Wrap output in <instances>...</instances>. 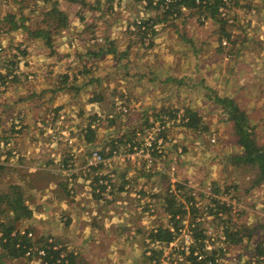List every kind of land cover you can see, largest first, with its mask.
<instances>
[{
    "label": "rangeland",
    "instance_id": "374dc122",
    "mask_svg": "<svg viewBox=\"0 0 264 264\" xmlns=\"http://www.w3.org/2000/svg\"><path fill=\"white\" fill-rule=\"evenodd\" d=\"M44 1L0 0V14L13 10L18 17H23L25 24L36 28L42 17L41 12L49 6ZM92 1L94 0L90 2ZM233 2L235 3L228 13L227 26L231 36L223 45L221 39L223 47L217 43V25L209 20L202 25L195 18L186 24L181 23V18L177 19L176 29L167 23L164 25L159 22L156 24V32L146 46L140 45L138 35L128 32L125 27L128 20L144 17L141 14L134 16L136 14L134 5L123 9L112 8V11H109L106 5H100L104 9L101 13L86 8L92 11L90 16L86 10L83 11L85 20L95 22L96 28H93L95 35L98 34L102 38L108 36L113 40L116 51L125 54L119 56L120 60L113 54H101L99 58L93 60L86 55L89 49L90 51L94 49L88 43L90 33H83V25H80L82 21L77 15L71 22V29L63 36L64 39L59 36L55 38L53 44L55 54L40 41H28L23 31L17 30L0 35L2 47L0 67L4 62L9 64V61H18L16 70L12 69L19 76L18 81L11 82V85H8L10 83L8 81L2 84L0 102H32L33 105L35 102H52L40 109L33 107L29 114L31 123L13 129V132L19 135V141L5 140L3 132L9 129L6 119L18 116L20 112L17 110L6 112L8 115L0 119L2 122L0 189L9 183L24 179L37 187L35 192L30 188H24L26 198H29L27 203L33 210L34 217L23 219L20 228L25 230L30 228L34 238L43 235L52 240H55L56 233L46 231L47 225L56 226L60 232H65L66 221H58L60 211H56L57 208L54 210L59 195L53 193L59 190L58 187L41 188L57 178L52 171L57 169L59 161L56 169L46 171L44 167L49 168L45 164L48 161L46 153L54 155L56 151L59 152L60 167L62 159L69 153L68 150L75 152L76 147L80 146L85 154L87 150L91 153L95 149H100L97 145L106 144L112 137H120L132 130H136L137 135L140 134L139 139L141 137L140 146L136 147L146 150L143 139L147 131H152L151 126H155L151 121L172 111L175 117L163 122V136L156 145L158 149L151 155L150 163L140 155L134 156V160L124 156L122 158L105 156L108 158L105 162L108 170L119 172L116 182L123 179L120 178L121 175L119 176L120 169L124 168L122 170H125L127 175L128 171L134 169L137 181L142 184V188L137 187V190L141 189L144 192L138 194L137 191L136 200L127 203L121 196H117L121 202L112 209L116 210L120 205H124L113 215L118 220L115 223L108 222L107 216L100 210L97 211L95 217H99L98 221L95 225L91 224V227L94 226L93 229L97 230L96 234L100 237L96 234L90 238L85 236L84 238L88 237L89 241L95 242L94 247L86 245L89 248L83 249L85 244H82L83 251L81 249L77 258L82 264H190L189 261L182 260L180 251L183 250L181 246L192 243L189 231L191 213L186 215L182 226H179L177 238L167 246L148 243L147 233L158 226L172 229V222L162 209L163 199L156 198L155 193L173 191L181 199L183 191L192 189L196 198L194 207L206 233L204 252L217 254L219 257L217 264H243L248 259L254 260L257 243L262 242L264 246V226H261V223H264V185L249 189L254 169L233 163L232 156L240 155L242 151L235 143L231 123L225 120L223 104L216 102L215 99L217 97L233 99L246 113L250 123L255 124L258 140L264 144V0H230L229 6ZM142 14H145V11ZM147 15L146 13L145 16ZM17 47L20 50L26 49L25 53L21 54ZM159 57L161 60H157ZM145 58H150L153 63L144 62L147 60ZM71 59L73 62L70 64ZM82 64L86 66L95 64V68L81 74L78 71L82 70ZM69 68L78 72L77 78L73 81V77H70L65 85L61 76ZM143 71L147 72L144 78L154 76V79L151 82L141 80L139 82V74ZM26 73L32 76L28 78ZM91 78L99 79V84L94 81L92 84L82 85ZM165 79H168L167 84L171 89L162 85ZM58 83L62 84L64 90H56ZM39 89L41 93H38ZM32 90L34 92L29 94ZM99 90L104 94L105 101L98 104L99 109L89 107L93 103H88L87 98ZM78 105L79 107H76ZM187 107L197 111L202 124L207 126L208 130L190 131L181 125L180 117ZM61 112L65 114L67 120L72 116L75 125L68 128L69 122H65L64 119L62 122L50 120ZM109 117L114 118L112 123L108 121ZM33 121H36V124ZM90 121V124L96 127L94 140L88 142L86 148L80 141V143L68 141L72 147L58 143L56 131L58 136L76 137L80 124H88ZM145 121L151 124L150 127H146ZM42 126L48 130L38 131L37 128ZM159 131H152L149 135L155 137ZM39 133L43 134L40 138L42 140L37 136ZM45 138L50 140L47 142ZM18 142H23L21 148ZM35 154L39 156L32 157ZM67 158L70 159L65 165L69 164L70 168L72 157ZM21 160L31 166L32 171L27 175L22 173V167L17 166ZM137 161L139 165H136ZM6 163H13L14 166L9 167ZM79 165L76 163L75 170L85 172L92 166L89 163L82 167ZM134 165L136 166L133 167ZM7 168H12L13 172H9ZM70 172L65 170L60 175L63 180L71 182L68 184L69 187L60 190L67 196L70 195L67 188L73 187L72 179L74 184L76 182ZM94 173L102 175L96 171ZM80 177L83 179L84 176ZM177 184L182 185V190L178 191ZM93 185L95 191V184ZM214 188L217 191H213ZM115 191L117 192L114 188L111 199L100 196L103 200L114 201ZM198 192H202L204 196L200 198ZM213 197L229 206L227 214L219 213L224 220H229L227 224H231L232 221L237 226L238 224L246 226L251 231V237H245V240L237 245L226 243L222 233L224 223L219 218L214 219L208 215V208L212 206L210 199ZM68 202L71 203V200L68 199ZM51 203L53 204L50 205ZM104 204L108 205L106 202ZM111 223L119 224V227H115L117 230L115 238L107 234L109 228L113 229ZM86 226L87 224H82L81 229ZM102 227L106 228V231L101 230ZM112 239L119 244L118 247L117 245L114 247L116 250L113 249L111 252L107 242ZM151 249L162 250L163 253L158 260L150 258ZM32 258L29 260L28 257H24L10 264H42L37 256Z\"/></svg>",
    "mask_w": 264,
    "mask_h": 264
},
{
    "label": "trees",
    "instance_id": "16d2710c",
    "mask_svg": "<svg viewBox=\"0 0 264 264\" xmlns=\"http://www.w3.org/2000/svg\"><path fill=\"white\" fill-rule=\"evenodd\" d=\"M50 2L41 12V20L36 28H31L25 24L22 16H17L16 12L13 10L6 11L0 14V35L7 34L12 31H23L25 32L26 39L40 41L43 45L48 47L52 52L54 49L55 38L60 36L63 31L69 29L70 27V18L68 12L59 7L57 0H46ZM78 1V0H75ZM110 0H106L108 3ZM143 4L144 10L148 11V15L144 16L141 19V24L135 26V30H129L131 33L138 35V41L140 45H145L149 42L150 37L156 32L154 25L159 22L164 25L167 23L168 26L173 27L174 29L178 28V25L175 23L177 19L181 18V23L186 24L191 19L195 18L199 24H204L206 21L213 22L217 25L218 39L217 43L221 45L222 40L230 39V32L227 29L229 21V11L234 7V3L229 6L228 2L230 0H134ZM81 3V9L78 13H81L85 8L93 9V6H90L85 0H79ZM232 2V1H231ZM230 2V4H231ZM100 5H96V9H99ZM19 7V6H18ZM111 7L108 5L107 9ZM184 8V9H182ZM21 9V7H19ZM103 12V11H102ZM105 14V13H104ZM82 19V18H81ZM94 26H87L85 28V33L89 32L90 36L87 38L89 40V45L94 49L88 50L86 55L89 56L91 60L94 58H99L102 54H113L117 60H120V52L116 51L113 40H110L108 36H104L101 41H93L92 39L97 38L99 35L94 33ZM95 35V36H94ZM90 38V39H89ZM149 38V39H148ZM21 54L25 53L26 49L20 50L17 47ZM2 47L0 46V52ZM51 52V53H52ZM56 53V52H55ZM53 52V54H55ZM125 55V54H122ZM18 61H9V64H1L0 67V84L5 82H16L18 76L13 72V66L17 65ZM82 70L78 72L81 74L88 73L91 69L95 68V64L86 66L82 64ZM11 75V78L8 76ZM77 74H73L72 80L75 81ZM69 75L63 73L61 78L63 82H69ZM98 83L99 79L91 78L82 85H86L92 82ZM99 84V83H98ZM67 88V86H66ZM59 89H64L62 86ZM104 94L102 91H95L90 97L87 98V102H104ZM111 101V100H109ZM216 102L223 104L224 109L223 115L225 114V120L231 123V129L233 136L235 137V143L241 148V154L232 156L233 163H240L246 165V167L251 170L254 169V176L250 178L251 186L249 189L256 188L261 184L264 185V144L259 142L257 134L255 132V124L250 123V120L247 118L246 113L241 110L233 99L224 97H217ZM163 111V110H162ZM164 112V111H163ZM166 115V114H165ZM169 118L175 117V114L172 111L167 113ZM114 118L109 117L108 121L112 123ZM181 125L190 130V131H206L208 130L207 126L202 124L200 116L196 110H191V108H184L183 113L180 117ZM146 127H150V123L145 121ZM88 131L86 132V139L89 135H93V131L89 126L86 127ZM163 129L155 137L153 141V146L157 144L158 136L162 137ZM138 135H140L138 133ZM138 135L136 130H132L128 133L122 134L120 137L111 138L110 141H107L106 144H103L102 147L98 150L102 156H108L112 150L125 149L127 152H132L134 146H140ZM122 144V147H121ZM155 149L151 152L155 153ZM1 168V167H0ZM104 176H96L95 181L98 178ZM122 190L124 183V175L120 176ZM178 191L182 190V185L177 184ZM232 188H235L232 186ZM141 193L144 190H140ZM217 191V189H213ZM155 193L154 196L157 198L163 199L162 209L169 217L172 222V229L169 227L158 226L150 229L147 233V242L148 243H157L160 245L165 244V246L171 244L179 234V226H182L181 223L184 222V218L187 214L191 213V218L189 221L190 239L191 244H189L188 251H180L182 255V260L189 261L190 264H217L218 255L213 253H205L203 248H205V239L206 233L205 229L202 227L201 218L197 215V209H195L194 204L196 203V198L193 194L192 189L182 192V198L180 199L176 193L173 191L169 192L165 190L162 194ZM199 197L202 198L204 194L198 192ZM210 203L212 206L208 208V215L212 216L214 219L219 218L223 227V236L227 244H239L245 240V237H251V231L244 225H236L231 221V224H227L229 220H224L223 216L219 213L227 214L229 212V206L225 202H221L216 198H211ZM253 205V204H252ZM256 207V206H255ZM264 207V202H263ZM33 216V210L28 206L26 202V195L22 186L19 184L9 183L5 188L0 189V264H10L12 261H18L21 258H24L25 252L33 244L41 245L46 249V256L42 258H37L39 262L44 264H82V262L77 258V255L72 252H67L66 247L59 244L57 241L52 240L51 244L47 242V236H38L34 238L27 237L26 234L19 233V226L23 219H28ZM234 225H236L234 227ZM261 226H264V223H261ZM32 231L30 228H26V232ZM52 239V238H50ZM146 242V243H147ZM53 245H59L57 249H53ZM255 256L254 260H246L243 264H264V246L262 242H258L255 247ZM195 252L203 254L201 260H197ZM162 250L151 249L150 258L154 257L158 260L159 256L162 255ZM33 256L28 257V259H33ZM20 264V263H19Z\"/></svg>",
    "mask_w": 264,
    "mask_h": 264
},
{
    "label": "crops",
    "instance_id": "0c3cea01",
    "mask_svg": "<svg viewBox=\"0 0 264 264\" xmlns=\"http://www.w3.org/2000/svg\"><path fill=\"white\" fill-rule=\"evenodd\" d=\"M57 1L59 3V7L61 9L65 10V11H67L68 15H69V18H70V27H69V29L63 31L62 34L59 36V38H63L64 39L63 36L66 35L68 33V30L71 29V22L75 18L76 15H77V18H79L82 21V22H80V25H83V29H84L83 31H85V28L87 26H94V28H96L95 22H91V21L88 22L87 20L84 19V16H83V11L84 10L81 13L77 14L79 9H81V7H80L81 3L79 2V0L78 1H75V0H57ZM90 1L91 0H85L86 3H88L90 6H93V7L96 6V5H104V6L105 5L106 6L109 5L111 7L109 11H112L111 10L112 8H114V9L115 8L116 9H123V8H128V6L132 7V5H134L135 6L134 10H135V13H136L134 16H139L140 14L145 16L146 13H148L146 10H144L142 3L136 2L134 0H110L108 3H106V0H94L92 2H90ZM44 2L50 4V2H47L46 0ZM102 7L99 6V9L93 8V10L95 9L96 11H99V13H101L104 10ZM87 9L85 8V10L88 12L89 16L92 15V11L87 10ZM143 11H145V14H142ZM120 25H122V24H120ZM123 25H124V23H123ZM125 25H126V23H125ZM83 33H85V32H83ZM151 57L152 56H150V58ZM150 58H145L147 60L144 61V62H148V64L149 63H153V61H151ZM157 60H161V57H159ZM72 62H73V60L71 59L70 60V64ZM148 64H142V65L143 66H147ZM177 69H179V68H177ZM173 70L174 69H172V71ZM147 71L150 72V70H147ZM63 73L68 74L72 78L73 73L77 74L78 72H75V70L73 68H69V69H66V71L63 72ZM146 73L147 72H144V71L140 72L139 80H138L139 82H140V80L141 81L151 82L154 79V76L149 77V78L148 77L144 78ZM169 73H171V72H169ZM16 75L18 76L17 73H16ZM26 76L28 78H30L32 76V74L26 73ZM70 77H69V79H70ZM167 80L168 79L163 80L162 81V85H166L167 89H171L170 87H168ZM9 82L10 83H8V85H11V81H9ZM159 85L157 87H159ZM61 87H62V84L58 83L57 84V89L56 88H54V89H56L57 91H60L61 89H59V88H61ZM173 89H175V88H173ZM62 90H64V89H62ZM32 92H34V91L32 90L30 93L29 92H26V93L31 94ZM38 93H41V89L38 90ZM29 94H28V96H29ZM51 103L52 102H35V104H34L35 106H34L32 104V102H0V119L4 118L6 115H8L6 112H9V111H12V110H17V112H20L19 114L17 113L18 116H12V117H8L7 116L8 118L6 119V123L8 124L9 129H7V131L3 132L4 136H5V140H12V141L13 140L14 141L18 140L19 141V139H20L18 137L19 135L14 133L13 129L15 127H18V126L31 123L32 119L29 118V114H30L31 109H33V107H35L37 109H40L43 105H50ZM76 103H79V102H76ZM91 103H93V104H90L89 107H92V108L93 107H97V109H99L98 104H100V102H98V103L91 102ZM80 105H82V102H81ZM73 107H74V105L71 108H73ZM76 107H79V105L76 106ZM85 107H86V105H85ZM82 109H84V108H82ZM19 110H22V111H19ZM58 116H59V114H58ZM58 116L57 117L54 116L53 119L50 118V120L51 121H56V122H62L63 120L58 118ZM70 119H72V120H70ZM8 120H9V122H8ZM64 120H65V122H69V124L67 126L68 128H69V126H73L76 123V122H73L74 118L72 116L68 120L66 118H64ZM36 121H33V123L36 124ZM90 123H91V121L88 122V124L81 123L80 124L81 126L79 127V134L76 135V137L58 136V131H56L55 135H56V138L58 140V143L61 142V143H64L65 146L68 145L69 147H72L68 143L69 139H71L72 141H76L77 143H80V142L83 143L84 147L86 148V146L88 145V142H91V140H94L93 139L94 138L93 135H94V131H95L94 129H95L96 126L93 125V124L91 125ZM0 124H2L1 120H0ZM42 125H43V123H42ZM87 126H89L91 128V130L93 131V135H89V137H88V138H92L90 140L86 139V132L88 131V129H86ZM37 130L38 131H40V130L46 131V130H48V128L45 127V126H42L40 128H37ZM37 136L40 139L43 136V134L39 133V135H37ZM6 137H11V138H6ZM40 140H42V139H40ZM49 140L50 139L45 138V141L48 142ZM17 144L21 148L23 142H18ZM30 144H32V143H30ZM102 145L99 144V145H97V147L101 148ZM71 151H73V152H70L68 150L69 153L67 154L66 157H64L62 159L60 167H59V164H60L61 160H59V158H58L60 156V153L57 152V151L55 152L54 155H51L53 153H49V152L46 153V155H47L46 158L48 159V161H46L45 164L48 165L49 168H45L44 167V169L46 171H52L53 169H56V164L59 161V164L57 165V169L54 170V171H60V172H62L61 174H63V172L65 170L71 171L70 175L75 178L76 182L74 184V179H72L73 180V187L67 188V189H69V194L70 195L67 196L65 194H62L60 190L64 189V187H66V186L69 187L68 184H71V182H68V180H63V178H60L61 174H58V173H56L54 171H52V172L54 173V175H56L57 178L52 180L46 186L41 187V188L48 187V189H51V188L55 189L56 187H58L59 190L58 191L56 190L53 193L56 196L59 195V198L55 202L56 205L54 207L55 208L54 210H56V208H57L56 211H60L59 212L60 216L58 218V221H62V220L66 221L65 222V232L64 233L60 232L61 231L60 229H56V226L50 227L49 225L46 226V228H45L46 231H50V232H53V233L55 232L57 239L56 238H54V239L59 244H61L62 246H65L66 250L68 252H72L73 254H75V255L77 254V256H79L80 255L79 252L82 249L81 248L82 244H85L83 249L84 248H89L86 245H90V247H94V243L95 242L94 241H89L88 239L97 233L96 232L97 230L93 229L94 226L91 227V224L95 225V223H97V221H98L99 217H95V215L98 213L97 211L100 210L101 213H104L107 216V218L109 219L108 222L110 221L112 223H115V221H118V220L115 217H113V215L116 214L117 211L121 210L120 206L124 205V204L120 205L116 209L117 211L114 210L115 209L114 207L119 205V203L121 202V200H119L117 198V196H121V198L123 199V201L125 203L130 202L132 200L135 201L136 200L135 193H137V191H138L137 187L138 188L139 187L142 188L141 187L142 184L137 181L138 178H137V174L134 171V169L131 172H129V171L127 172L128 175H130V176H128L126 174L125 170H122L124 168L120 169L119 176L120 175L121 176L124 175V180H125V181H123L124 186H123L122 190L119 189L120 186H121V180L116 182L117 174L119 172L116 173V172H111V170L109 171L107 166H106L107 164H95V166H90L89 167V171H87V172H85V170H80L79 168H78L79 170H75L76 169L75 168L76 167V163L78 165L81 164V165H79L81 167H82V165H84V166L87 165L88 160L90 159L91 153L88 152V150H87V152L85 154L84 150L81 149L80 146L76 147V151L75 152H74V150H71ZM1 155L2 154L0 152V156ZM25 155H27V154H25ZM38 156L39 155H37V154H35L34 156L32 155V157H38ZM67 157H72V159H71L72 166L70 168H69V166H70L69 164L65 165V163L68 162V159H70V158H67ZM137 162H139V161H137ZM137 162H136V165H139ZM6 164L9 167L14 166L13 163H6ZM17 164H19L17 166L23 168L22 173L24 175H27L30 171H32L31 170V166H29L26 161L21 160L20 163H17ZM136 165H134L133 167H135ZM12 168H7V170L9 172H13ZM38 169H42V168H38ZM114 169H117V167H114ZM114 169H112V170H114ZM95 171L97 173H102V176H110L111 174H112V176H114V180L113 181H115V188L117 190V192L115 191V194H114V197H113L114 201H112V200L111 201L110 200H107V201L103 200L102 197L100 196V194H98L97 192L94 191V185L93 184L95 182V177L99 176V175L94 173ZM80 176H84L83 179ZM126 177H128V178H126ZM129 177H131V178H129ZM22 179H23V176H22ZM126 180H128V181H126ZM14 183L21 184L23 190H24V188H30L33 192H35L36 188H37L36 185L31 184V182H29L27 179H24L22 181H15ZM144 187H146V186H144ZM140 190L138 191V194H141ZM24 194H25V190H24ZM32 194L34 195V193H32ZM28 199L29 198L27 197L26 198V202H28ZM68 199L71 200V203L68 202ZM104 202H106V204H108V205L106 206L104 204ZM52 204L53 203H51L50 205H52ZM50 205H48V206H50ZM28 206L30 207V205H28ZM112 208H114V209H112ZM106 209H107V211H106ZM56 213L58 214V212H56ZM33 217H34V215H33ZM81 223L84 224V225L87 224L86 228L81 229V225H82ZM111 224H110V226H111ZM112 227H113V229L109 228L107 234H108L109 237L115 238V236L117 235V230L115 229V227L116 228L119 227V224H117V225L112 224ZM67 229H68V231H67ZM101 230H105L106 231V228L102 227ZM83 234H88V235H84L83 236ZM96 235L99 236V234H96ZM85 236H89V238L88 237L84 238ZM107 244L109 245L108 247H109V249H111V252H112V251L116 250L114 247L116 245L118 247L119 242H116V240L112 239V241L107 242ZM83 249H82V251H83Z\"/></svg>",
    "mask_w": 264,
    "mask_h": 264
},
{
    "label": "built area",
    "instance_id": "2783aa9c",
    "mask_svg": "<svg viewBox=\"0 0 264 264\" xmlns=\"http://www.w3.org/2000/svg\"><path fill=\"white\" fill-rule=\"evenodd\" d=\"M184 9V8H182ZM141 19L142 17H137L134 18L133 20H128L126 22L125 27L129 30H135V26L141 24ZM154 28L156 30V26L154 25ZM149 39V38H148ZM102 38L100 36H98L95 39H92L93 41H101ZM226 41L222 40V44H225ZM17 65L13 66V69L16 70ZM15 72V71H13ZM8 78H11V75L8 76ZM2 86V84H0V87ZM123 111L125 112V109H123ZM58 118L60 119H64L65 118V114L64 113H60ZM170 119L167 115L163 114L160 115L158 118H156L155 120L151 121L152 123H155V126H151V130L154 131H159L160 129H163V122H165V120ZM152 131H147L146 132V136L143 139V146L146 148V150H143L141 148H137L136 146L133 147V151L132 152H127L125 149H120V150H112V152L109 155V158H122L123 156L125 158H131L134 160V156H142L144 159H146L149 163L151 162L152 158V151L154 149H158V146L152 147L153 146V141L155 140V137L158 135V132L156 134L155 137L150 136L149 134L152 133ZM161 131V130H160ZM159 131V132H160ZM147 135H149L147 137ZM162 139V137L158 136L157 139V144L159 143V140ZM69 142H72L71 139H69ZM156 144V145H157ZM159 151V150H158ZM108 160L107 157L102 156L99 151L97 149L93 150L91 152V156L90 159L88 160V163L90 165H94L95 164H105V162ZM139 164V162H137ZM102 176V175H101ZM95 184V191L97 193H100V195H102L103 198L106 199H111L112 198V192L113 189L115 188V182L113 181V176L112 174L110 176H104V177H100L98 178L97 181L94 182ZM116 189V188H115ZM19 233L20 234H26L27 237L32 238L33 237V233L31 231L26 232L25 229L23 228H19ZM48 244L52 243V239L48 238L47 239ZM58 247H60L59 245H53L52 248L53 249H57ZM189 245H185V246H181V249H183L184 251H188ZM197 257V260H201L203 258V254L199 253V252H195L194 253ZM25 257H30V256H37V258H42L44 256H46V249L44 247H42L41 245L38 244H33L32 246H30L27 251L25 252ZM44 264H47V262H45Z\"/></svg>",
    "mask_w": 264,
    "mask_h": 264
}]
</instances>
